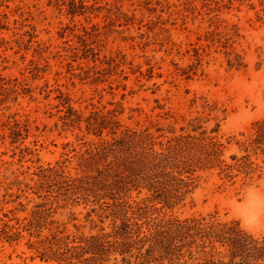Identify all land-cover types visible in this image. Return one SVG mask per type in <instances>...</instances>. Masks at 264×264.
<instances>
[{
    "label": "rangeland",
    "instance_id": "rangeland-1",
    "mask_svg": "<svg viewBox=\"0 0 264 264\" xmlns=\"http://www.w3.org/2000/svg\"><path fill=\"white\" fill-rule=\"evenodd\" d=\"M95 2L99 12L71 18L56 0H0V264H58L47 256L50 247L57 248L53 235H69L74 245L73 237L111 231L112 219L91 212L83 198L66 202L51 189L44 199L39 187L48 167L80 174V155L91 140L99 141L84 123L80 130L63 126L67 104L83 117L114 110L121 131L170 136V128L180 133L189 119L206 116L201 104L207 100L216 107L212 116L220 121L225 156L237 152V142L245 139L240 134L248 135L264 118V0H236L220 10L215 0H87V5ZM211 33L222 42L230 37L246 66L230 69L225 48L212 44ZM195 49L204 56L201 65ZM200 175L185 203L166 214L181 219L216 214L264 234L263 180L231 184L216 174ZM40 203L41 216L33 220ZM4 232L15 236L4 239ZM115 257L119 261L111 255L106 264H115Z\"/></svg>",
    "mask_w": 264,
    "mask_h": 264
},
{
    "label": "trees",
    "instance_id": "trees-1",
    "mask_svg": "<svg viewBox=\"0 0 264 264\" xmlns=\"http://www.w3.org/2000/svg\"><path fill=\"white\" fill-rule=\"evenodd\" d=\"M56 1L71 18L102 9L97 2L87 5V0ZM233 1L215 0L216 9L230 8ZM93 28L98 37L97 25ZM211 34L212 44L219 42L225 48L230 69L246 66L230 37L222 42L218 33ZM83 44L86 47L85 39ZM195 57L201 65L204 56L199 49H195ZM201 107L207 115L189 119L180 133L170 128V136H156L148 130L121 131L114 110L108 115L95 111L83 117L67 104L61 117L63 126L80 130L84 123L87 134L99 141L91 140V147L80 155V174L48 167L39 175V187L46 191L44 199H49L51 189L66 202L83 198L93 206L91 212L99 211L113 223L109 233L73 237L74 245H69V235H53L57 248L50 247L47 256L55 257L58 264L73 260L78 264H106L111 255L120 257L119 261L115 257V264H264V234L248 231L239 220H222L216 214L181 219L164 211L185 203L201 173L216 174L223 183L264 181V118L252 124L248 135L240 134L245 139L237 142V152L225 156V145L218 137L220 121L216 114L212 116L216 107L207 100ZM211 120L214 124L208 128ZM134 191L136 196H132ZM41 204L32 211L33 220L41 216ZM13 236L5 233L4 239L12 240Z\"/></svg>",
    "mask_w": 264,
    "mask_h": 264
}]
</instances>
